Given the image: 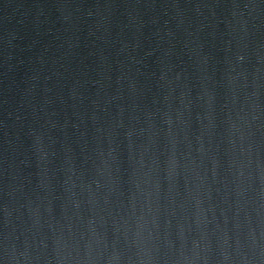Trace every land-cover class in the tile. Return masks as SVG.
<instances>
[{
	"label": "water",
	"instance_id": "1",
	"mask_svg": "<svg viewBox=\"0 0 264 264\" xmlns=\"http://www.w3.org/2000/svg\"><path fill=\"white\" fill-rule=\"evenodd\" d=\"M0 264H264V0H0Z\"/></svg>",
	"mask_w": 264,
	"mask_h": 264
}]
</instances>
